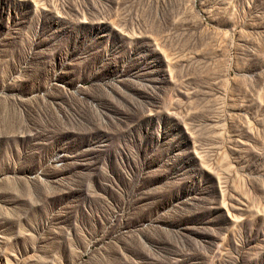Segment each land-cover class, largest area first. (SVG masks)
I'll return each instance as SVG.
<instances>
[{"label":"rangeland","instance_id":"rangeland-1","mask_svg":"<svg viewBox=\"0 0 264 264\" xmlns=\"http://www.w3.org/2000/svg\"><path fill=\"white\" fill-rule=\"evenodd\" d=\"M0 264H264V0H0Z\"/></svg>","mask_w":264,"mask_h":264}]
</instances>
